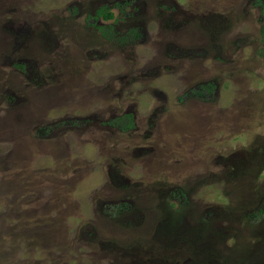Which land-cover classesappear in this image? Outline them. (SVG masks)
<instances>
[{
  "label": "rangeland",
  "instance_id": "obj_1",
  "mask_svg": "<svg viewBox=\"0 0 264 264\" xmlns=\"http://www.w3.org/2000/svg\"><path fill=\"white\" fill-rule=\"evenodd\" d=\"M263 26L264 0H0V264H264Z\"/></svg>",
  "mask_w": 264,
  "mask_h": 264
},
{
  "label": "trees",
  "instance_id": "obj_2",
  "mask_svg": "<svg viewBox=\"0 0 264 264\" xmlns=\"http://www.w3.org/2000/svg\"><path fill=\"white\" fill-rule=\"evenodd\" d=\"M107 13V14H106ZM100 16H103L104 18H111L112 16V12L110 11V8L108 9L107 7H102L100 8L97 13H96V19L99 18ZM104 29V27H103ZM261 37H262V42L264 44V26L261 30ZM259 53L264 57V46L263 48H261V50L259 51ZM127 117H132V114H129L127 115ZM133 126V123L131 122L130 124H128L125 128L128 129V128H132Z\"/></svg>",
  "mask_w": 264,
  "mask_h": 264
}]
</instances>
